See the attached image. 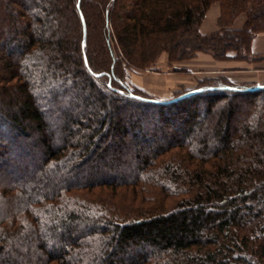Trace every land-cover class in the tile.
I'll list each match as a JSON object with an SVG mask.
<instances>
[{
    "label": "trees",
    "instance_id": "obj_1",
    "mask_svg": "<svg viewBox=\"0 0 264 264\" xmlns=\"http://www.w3.org/2000/svg\"><path fill=\"white\" fill-rule=\"evenodd\" d=\"M85 2L0 0V264H264V89L124 77L252 53L264 0H102L101 47Z\"/></svg>",
    "mask_w": 264,
    "mask_h": 264
},
{
    "label": "rangeland",
    "instance_id": "obj_2",
    "mask_svg": "<svg viewBox=\"0 0 264 264\" xmlns=\"http://www.w3.org/2000/svg\"><path fill=\"white\" fill-rule=\"evenodd\" d=\"M85 4L87 2H90L93 9L91 11L87 10L88 12V20H89V28H91V32L93 31L92 29H96L95 31L97 32L98 40L100 43V47L102 44L101 41V36L103 32V14H102V0H85ZM216 5V6H215ZM212 6L218 7L220 10V15H221V5L219 2L214 3ZM211 6V7H212ZM88 8V7H87ZM238 18H246L245 15H241ZM236 18L232 24V29H234L235 21L238 19ZM219 23V21H218ZM219 26V25H218ZM219 28V27H218ZM112 29V27L110 28ZM95 32V34H96ZM211 35V34H210ZM104 40V39H103ZM187 44H192L190 43L191 40H185ZM197 45V44H196ZM206 49V47H203ZM102 49V48H101ZM97 51L96 55L98 59L102 63H106L108 61L109 56H107L106 51L103 49ZM220 55H233L234 60H237L239 62H242L243 64L248 65L249 63H254L255 61L261 60L258 56L253 55L252 53H247L245 51H235L233 49L229 51H218ZM119 54V53H118ZM205 55H208L210 57V61H202L201 56L204 57ZM119 57H122L119 55ZM124 59V58H123ZM231 58H226V59H216L212 53L209 51H200L197 52L192 58L187 59L183 62H171L169 59V56L166 53L161 54L156 62V71H141V70H134L131 69L130 71L126 72L125 80L129 86L133 87H138L137 84L138 82L145 81V83H148L150 86H152L155 89H161L170 91L166 96L160 95V94H153L150 92L148 93V96L152 98H156L158 100H168L174 96H176L179 93H182L186 90H191L197 87H207V86H217L220 85V83L228 84L231 83L232 81L228 80V74L223 73L222 70L218 69V64L224 66V61H229ZM125 64H127L128 67L132 68L133 66H130L126 59L124 60ZM152 66V68H153ZM126 68L125 65H122L121 69L124 71ZM190 68V69H189ZM192 71V73L190 72ZM126 71V70H125ZM245 71V70H244ZM230 74V73H229ZM254 74L251 73H245V72H238L233 74L234 78H236V83L237 85L241 86H252L256 85V83L259 81L257 78H253ZM220 79V80H219ZM222 79V80H221ZM238 81V82H237ZM192 83L193 85L189 84ZM259 83V82H258ZM264 83V82H262ZM259 85H264V84H259ZM139 88V87H138ZM171 88H174V92L172 93ZM232 96V95H230ZM127 196L129 194H126ZM130 197L128 200H126L127 204H129ZM139 203L142 202V200L139 198L138 199Z\"/></svg>",
    "mask_w": 264,
    "mask_h": 264
},
{
    "label": "crops",
    "instance_id": "obj_3",
    "mask_svg": "<svg viewBox=\"0 0 264 264\" xmlns=\"http://www.w3.org/2000/svg\"><path fill=\"white\" fill-rule=\"evenodd\" d=\"M215 6H212L210 8L204 22L202 23L200 27V32L203 35H210L219 30L218 21L220 18V10L218 7H215ZM245 23H246L245 18H238L235 21L234 29L243 28ZM251 52L253 55L258 56L261 60L255 61L254 63H249L248 65H246V64H243L242 62L234 60L233 59L234 56L230 55L231 59L229 61L220 62V63H224L223 64L224 66H222L221 64L220 65L218 64L217 67L218 69L222 70L223 73L229 72L230 74L228 73L226 75H228L229 80L232 82L236 83L235 81L236 78H234V76L232 75L243 71L245 73L254 74L253 78H257L259 80L258 81L259 83L258 82L256 83L257 86H259V84H264L262 83L264 82V32L259 33L253 39L252 46H251ZM209 59L210 57L208 55H205L204 57L201 56V60L204 62L207 61L208 63V61H210ZM192 71L190 70L191 73ZM190 85H193V84L190 83L189 86ZM137 86L144 91H147L153 94H160L163 96H166L170 92V91L162 90V88L155 89L152 86H150L148 83H145V81L138 82ZM171 90H172L171 91L172 93H175L174 88H171Z\"/></svg>",
    "mask_w": 264,
    "mask_h": 264
},
{
    "label": "water",
    "instance_id": "obj_4",
    "mask_svg": "<svg viewBox=\"0 0 264 264\" xmlns=\"http://www.w3.org/2000/svg\"><path fill=\"white\" fill-rule=\"evenodd\" d=\"M82 22H83V30H84L83 46H85L86 45L87 28H86V24H85V21H84L83 17H82ZM262 89H264V85H259V86L256 87V89H253V90H262ZM202 92H203L202 89L192 90V91H190V92H188V93H186V94H184L182 96H179L178 98H175L172 101L175 102V101H178V100H181V99L193 96V95L200 94ZM149 101L152 102V103H156V104H165V103H167L164 100H149Z\"/></svg>",
    "mask_w": 264,
    "mask_h": 264
}]
</instances>
